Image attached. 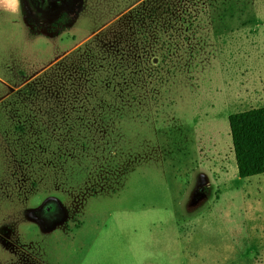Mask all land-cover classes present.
<instances>
[{"label": "rangeland", "instance_id": "1", "mask_svg": "<svg viewBox=\"0 0 264 264\" xmlns=\"http://www.w3.org/2000/svg\"><path fill=\"white\" fill-rule=\"evenodd\" d=\"M0 8V264H264V0Z\"/></svg>", "mask_w": 264, "mask_h": 264}, {"label": "trees", "instance_id": "2", "mask_svg": "<svg viewBox=\"0 0 264 264\" xmlns=\"http://www.w3.org/2000/svg\"><path fill=\"white\" fill-rule=\"evenodd\" d=\"M65 19L57 23L63 24ZM237 175L240 179L264 174V106L228 116Z\"/></svg>", "mask_w": 264, "mask_h": 264}, {"label": "flooded vegetation", "instance_id": "3", "mask_svg": "<svg viewBox=\"0 0 264 264\" xmlns=\"http://www.w3.org/2000/svg\"><path fill=\"white\" fill-rule=\"evenodd\" d=\"M27 3L35 15L49 19L54 26L66 18L71 4L69 0H27Z\"/></svg>", "mask_w": 264, "mask_h": 264}, {"label": "clouds", "instance_id": "4", "mask_svg": "<svg viewBox=\"0 0 264 264\" xmlns=\"http://www.w3.org/2000/svg\"><path fill=\"white\" fill-rule=\"evenodd\" d=\"M0 8L12 15L18 14L20 10V0H0Z\"/></svg>", "mask_w": 264, "mask_h": 264}]
</instances>
